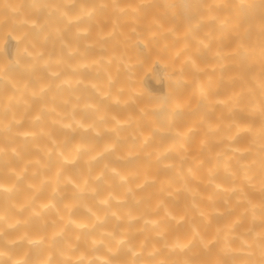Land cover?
Wrapping results in <instances>:
<instances>
[{
  "label": "bare ground",
  "instance_id": "obj_1",
  "mask_svg": "<svg viewBox=\"0 0 264 264\" xmlns=\"http://www.w3.org/2000/svg\"><path fill=\"white\" fill-rule=\"evenodd\" d=\"M0 264H264V0H0Z\"/></svg>",
  "mask_w": 264,
  "mask_h": 264
}]
</instances>
